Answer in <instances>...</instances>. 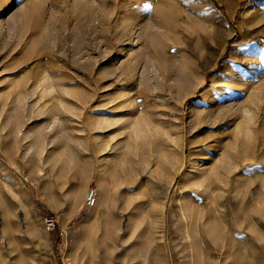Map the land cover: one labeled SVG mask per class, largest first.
I'll return each instance as SVG.
<instances>
[{
  "label": "rangeland",
  "instance_id": "rangeland-1",
  "mask_svg": "<svg viewBox=\"0 0 264 264\" xmlns=\"http://www.w3.org/2000/svg\"><path fill=\"white\" fill-rule=\"evenodd\" d=\"M67 258L264 264V0H0V264Z\"/></svg>",
  "mask_w": 264,
  "mask_h": 264
},
{
  "label": "bare ground",
  "instance_id": "bare-ground-1",
  "mask_svg": "<svg viewBox=\"0 0 264 264\" xmlns=\"http://www.w3.org/2000/svg\"><path fill=\"white\" fill-rule=\"evenodd\" d=\"M98 205H99V203H98ZM213 209L214 210L216 209L217 213L220 214L221 216L223 215V217H221L220 220H221V229H223L224 231L230 232V230H234V231L239 232V233H246L247 230H251V227H252L251 225L249 226V224H247L248 225L247 226V225H244L243 223H240L238 221V218H234V220L232 222H230L229 219L226 220V211L225 210L221 211L219 209V206L217 207V206L214 205V206L209 207L207 209H205V208L204 209H202V208H198V209L197 208H193L190 211H189V209L185 208L184 217H186V219H185L184 225L181 228V233H180V235L183 237V239L185 241L181 242L179 244L181 247L189 249L191 251H193L194 249H199L200 247H197V244L195 243V239H194L195 234L197 233V231L200 233V237H202V238H206L207 236L213 235L212 229L207 227V225H205L203 222H201V221L195 222L194 221L195 215H197V217L203 218V216H206L207 214H210L211 210H213ZM4 232H6V231H4ZM176 232H178V231H176ZM203 245H204L203 249H205V248H207L209 246V244H203ZM156 249L159 250L160 246H157Z\"/></svg>",
  "mask_w": 264,
  "mask_h": 264
},
{
  "label": "built area",
  "instance_id": "built-area-1",
  "mask_svg": "<svg viewBox=\"0 0 264 264\" xmlns=\"http://www.w3.org/2000/svg\"><path fill=\"white\" fill-rule=\"evenodd\" d=\"M97 199V193L94 189H91L86 196V205L87 206H93L96 202ZM44 225L45 228L48 231H59L60 234L64 235V236H68L70 231L67 229L66 231L62 229L61 224H60V220L58 219V217L54 216V215H45L44 216ZM63 264H82L80 262H76V261H72L70 258H67L66 260H63Z\"/></svg>",
  "mask_w": 264,
  "mask_h": 264
}]
</instances>
